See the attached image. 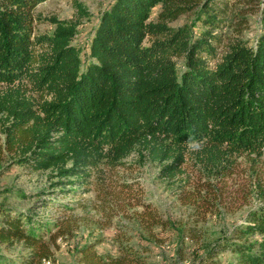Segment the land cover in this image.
<instances>
[{"label":"trees","instance_id":"trees-1","mask_svg":"<svg viewBox=\"0 0 264 264\" xmlns=\"http://www.w3.org/2000/svg\"><path fill=\"white\" fill-rule=\"evenodd\" d=\"M41 1L0 0V112L7 122L0 158L5 153L30 170L51 167L60 183L71 176L78 184L72 191L95 183L119 195L131 186L122 181L118 189L105 171L146 158L161 178L179 180L178 200L190 208L180 239H198V223L220 198L214 182L231 174L236 157L264 151V0H111L84 57L72 38L85 7L74 1L75 17L58 18L35 13ZM191 11L190 24H169ZM254 12L258 27L249 41L241 33ZM37 22L51 28L38 31ZM190 140L202 149L190 150ZM132 152L138 157L126 159ZM136 195L131 204L140 205L144 238L160 242L154 226L164 231L174 221ZM25 216L0 202V244L25 249L16 257L0 252V264H52L55 239L71 231L70 220ZM102 240L72 245L76 262L150 264L139 253L145 244L115 241L117 253L108 254L95 248ZM191 252L195 264H264V204Z\"/></svg>","mask_w":264,"mask_h":264},{"label":"rangeland","instance_id":"rangeland-1","mask_svg":"<svg viewBox=\"0 0 264 264\" xmlns=\"http://www.w3.org/2000/svg\"><path fill=\"white\" fill-rule=\"evenodd\" d=\"M74 1L81 3L88 13L81 18L77 32L72 38V42L79 46L84 57L87 41L98 14L111 0H43L36 4L34 11L44 16L74 18ZM194 15L193 11L181 14L169 24L172 26L190 24ZM258 18L256 12L249 15V24L241 33L242 37L249 41L252 39L258 27ZM34 28L38 31L49 30L51 24L37 22ZM0 88H3L2 84ZM2 115L0 112V144H3L4 139L3 123H7L3 122ZM137 157L135 152H132L126 159ZM9 159L5 153L0 158V202L12 212H21L22 215L40 223L56 221L62 224L70 220L71 231L64 237L55 239L57 246L52 248V253L48 257L52 264H78L71 246L81 239L94 237L103 239L95 246L103 253L116 254L115 241L125 245L130 243L138 249L141 247L137 243H142L146 245V250L140 249L139 253L150 264H195L191 256L193 247H200L225 236L235 224L244 220L249 209L264 204V151L257 158L253 154L236 157L234 165L231 166L233 168L231 174L214 182L220 198L217 205L206 214V220L198 223L200 236L196 240H190L187 236L180 239L181 230L184 229L183 222L188 221L187 214L190 208L178 200L177 193L181 191L178 187L179 180L161 178L157 174L158 165L146 158H141V164H133L130 168L116 167L105 171L106 178L111 179L114 182L113 186L118 189L122 186V181L131 186L126 194L120 190L121 195L119 190L110 186L103 191L98 190L95 183L86 185L87 190L78 188L72 191L67 188H76L78 184L76 185L71 176L66 178L71 182L60 183L61 180L57 179L61 177L56 176L51 167L30 170L9 162ZM183 173L195 176L194 169L189 166L184 167ZM56 181L59 184L51 186V183ZM186 185L184 189L190 184ZM18 189L25 194L19 195ZM136 194L140 195L141 200L149 201L161 215L174 221L172 229L163 231L154 226V233L163 236L160 242L154 243L144 238L147 232L137 218L140 205L131 204L134 201L132 199L137 197ZM0 252L8 257H16L17 254H23L25 249L19 243L9 246L0 244Z\"/></svg>","mask_w":264,"mask_h":264},{"label":"clouds","instance_id":"clouds-1","mask_svg":"<svg viewBox=\"0 0 264 264\" xmlns=\"http://www.w3.org/2000/svg\"><path fill=\"white\" fill-rule=\"evenodd\" d=\"M203 145L199 141L190 140L188 143V148L192 151L201 150Z\"/></svg>","mask_w":264,"mask_h":264},{"label":"built area","instance_id":"built-area-1","mask_svg":"<svg viewBox=\"0 0 264 264\" xmlns=\"http://www.w3.org/2000/svg\"><path fill=\"white\" fill-rule=\"evenodd\" d=\"M41 260L43 264H51V262L48 259L42 258Z\"/></svg>","mask_w":264,"mask_h":264}]
</instances>
